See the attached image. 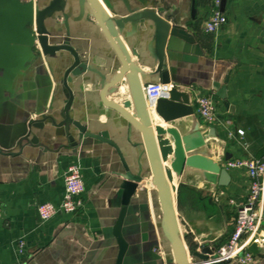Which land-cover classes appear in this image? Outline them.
I'll return each instance as SVG.
<instances>
[{"label": "crops", "instance_id": "obj_1", "mask_svg": "<svg viewBox=\"0 0 264 264\" xmlns=\"http://www.w3.org/2000/svg\"><path fill=\"white\" fill-rule=\"evenodd\" d=\"M96 1L144 83L161 81V73L155 24L136 16L152 10L166 21L165 69L194 108L173 125L182 134L200 131L207 157L229 175V183L220 186L218 173L191 167L177 177L170 172L173 207L186 249L216 250L227 241L249 184L244 168L227 162L264 158V0H220L227 21L214 33L204 28L214 0ZM40 25L47 43L69 45L85 70L67 75L74 56L67 49L45 53ZM120 67L84 0H0V264H115L119 246L113 228L125 172L141 173L142 181L121 229L127 243L122 264H174L142 133L103 101L132 103L125 76L104 91ZM69 91L68 116L85 134L65 121ZM202 93L213 99V123L195 112ZM126 108L135 115L132 105ZM149 108L151 124L167 127ZM72 162L80 165L85 185L83 207L41 221L37 206L60 203ZM257 233L264 237V221ZM257 247L248 264H264V241Z\"/></svg>", "mask_w": 264, "mask_h": 264}, {"label": "water", "instance_id": "obj_2", "mask_svg": "<svg viewBox=\"0 0 264 264\" xmlns=\"http://www.w3.org/2000/svg\"><path fill=\"white\" fill-rule=\"evenodd\" d=\"M84 1L93 9L101 29L105 33L113 49L116 51L121 63L120 72L110 83L105 85L104 91H106V89L113 90V87L121 82L124 76L127 79L132 103H126L122 106L115 101L107 99H103V101L108 107L112 108L127 119L136 130L142 133L149 168L153 176V183L157 189V196L161 207L162 228L172 246L175 257L174 264H195L198 261L207 262L209 259L212 260L215 258L214 247L205 246L201 248L200 251L186 249L180 236L179 225L173 207L172 188L168 183L167 176L170 172H172L177 177L181 174L185 167H191L212 173H218V180L216 181L217 184L225 186L229 183L227 170L225 168H221L218 164L207 157V153L204 150L206 146L205 137L200 131H196L193 135L182 134L179 129L173 125L175 120L194 113L193 106L188 103V100L185 97L186 94L183 91H180L175 85L171 87L168 97L159 98L153 104L154 112L165 123H167L168 126H153L151 124L152 121L150 115L152 112L146 102L143 91V87L147 83H144L141 76H139V74L135 72L127 62L123 51L114 39L107 25V13L101 8L96 0ZM136 18H149L154 22L155 52L158 60L157 71L161 73L162 82H170V76L168 71L165 69L164 62L167 38L166 21L156 11L152 10H144L139 13ZM38 41L45 53H53L59 49H67L71 51L74 56V62L67 70V75L70 73L77 75L85 70L86 66L79 62L76 52L69 45H49L47 43V36L44 35L41 25L38 29ZM68 94L69 99L67 100L64 108L65 121L68 123L71 122L76 129H78L82 134H85V127L78 121H73L68 116L67 112L71 103L72 93L69 91ZM221 97H224V95ZM131 105L133 106L135 115L126 108ZM167 161L169 162V166H164L163 164ZM122 177L121 205L113 228V234L117 239L119 246L115 264H122L123 257L126 252L127 243L122 236L121 229L130 199L142 181L141 173L131 174L129 172H125ZM248 250L253 255H256L258 253L257 244L252 242L248 245ZM209 264L227 263L213 260L210 261Z\"/></svg>", "mask_w": 264, "mask_h": 264}, {"label": "built area", "instance_id": "obj_3", "mask_svg": "<svg viewBox=\"0 0 264 264\" xmlns=\"http://www.w3.org/2000/svg\"><path fill=\"white\" fill-rule=\"evenodd\" d=\"M220 0H214V9L205 21V31L209 33L217 32L227 21L226 16L218 8ZM173 85L162 81L149 82L143 87L144 96L149 106L162 97H168ZM196 114L206 123L216 121L215 106L210 95L200 94L197 96ZM243 134V131H239ZM229 167L244 168L249 184L243 202L236 207L233 229L227 241L216 248L214 259L230 264H248L252 261L253 255L247 249L248 245L255 242L257 245L264 241V237L257 233L259 223L264 221V158L247 157L238 160L228 161ZM84 181L81 176L80 165L72 162L67 166L64 174V192L59 204L44 202L37 206V211L41 221L48 220L57 213H77L84 204L83 192ZM2 211L0 209V217ZM20 248L23 242H19ZM165 264V263H162Z\"/></svg>", "mask_w": 264, "mask_h": 264}, {"label": "bare ground", "instance_id": "obj_4", "mask_svg": "<svg viewBox=\"0 0 264 264\" xmlns=\"http://www.w3.org/2000/svg\"><path fill=\"white\" fill-rule=\"evenodd\" d=\"M165 166V165H164Z\"/></svg>", "mask_w": 264, "mask_h": 264}]
</instances>
